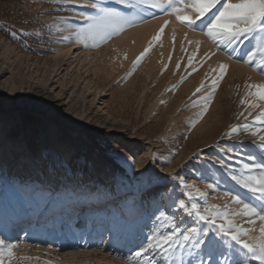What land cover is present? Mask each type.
Masks as SVG:
<instances>
[{"label":"rangeland","instance_id":"rangeland-1","mask_svg":"<svg viewBox=\"0 0 264 264\" xmlns=\"http://www.w3.org/2000/svg\"><path fill=\"white\" fill-rule=\"evenodd\" d=\"M96 2L127 12L113 0ZM158 2L167 6L168 0ZM92 15L89 0H0V117L10 121V127L0 131L12 139L23 136L31 155H36L41 145L49 147V127L55 126L62 141L78 126L80 134L73 142L80 145L67 167L84 174L98 158L121 186L112 197L96 193L106 202L86 200L82 206L69 204L53 214L44 210L40 218L35 213L17 222L14 233L0 222V239L17 245L14 258L9 261L5 254L3 264H149L150 260L151 264H193L191 239L197 240L203 231L219 236L218 225L224 221L217 218L210 225L195 213L189 216L192 204L202 214L213 205L219 213L232 212L229 218L258 239V219L252 225L248 217L233 214L240 212L243 203L261 207L256 196L237 182L242 174L249 175L246 166L255 168L264 162V147L244 128H264L255 121L261 109L240 104L246 83H264L255 63L245 62L250 52H257L255 62L261 60L260 36L218 46L203 32L178 23L175 15L149 7L142 9L143 19L137 17L135 26L126 25L104 40L89 35L87 17ZM161 27L160 41H153ZM150 42V52L134 66ZM220 64L227 65V73L213 92L216 73L212 69ZM198 88L202 90L197 92ZM209 93L213 98L205 111L202 98ZM233 126L238 128L236 133H231ZM41 136L44 142L39 144ZM4 140L0 138V146ZM121 168L129 181L120 176ZM145 183L148 188L143 191ZM204 187L207 195L202 201L197 193ZM136 196L144 202L137 217L142 222L137 245L126 246L122 241L119 247L110 241L105 221L88 230V212L105 205L101 212L108 214L106 204L114 202L112 207L120 209L127 197ZM236 199L241 203H235ZM78 212L83 215L77 219ZM51 219L55 220L52 226ZM156 233L174 235L175 253L167 261L151 249L136 257L146 247L147 237ZM184 234L189 235L188 241L183 240ZM79 239L86 244L81 246ZM223 239L232 243L228 237ZM242 239L249 242L247 236ZM186 249L193 253L191 258L184 257ZM197 254L208 257L202 246ZM248 259L258 264L251 256ZM206 261L213 263L210 258Z\"/></svg>","mask_w":264,"mask_h":264},{"label":"snow or ice","instance_id":"snow-or-ice-1","mask_svg":"<svg viewBox=\"0 0 264 264\" xmlns=\"http://www.w3.org/2000/svg\"><path fill=\"white\" fill-rule=\"evenodd\" d=\"M114 3L124 8L127 12H121L119 8H113L97 3L96 0H89L95 15L87 17L89 35L95 37L99 36L107 40L112 35H117L125 29V26H135L137 17H142V9L144 8H157L168 15H175L178 23L186 26L193 31L203 32L209 40L218 46L223 44L231 46L239 41L242 37L255 39L260 36L259 52L261 60L254 61L257 52H250L248 59L245 61L249 65L255 63V67L259 68L261 75H264V0H168L167 6L161 5L158 0H113ZM180 5V6H177ZM217 5H221L217 8ZM216 9V12H212ZM212 13L211 16L208 14ZM207 17V19H205ZM199 21V23H198ZM168 21H165L166 27ZM161 27L160 31L153 37V41H160L161 34L164 31ZM186 38V37H185ZM175 36L173 35V42ZM191 44L192 42L189 41ZM199 42H197L198 50ZM152 43L149 47L145 48L134 61V66L138 65L150 52ZM235 50V49H233ZM193 57L189 56V66L192 65ZM179 67V65H177ZM195 70V69H194ZM216 76L212 79L213 92L218 88L219 82L222 81L227 73V65L220 64L218 68L212 69ZM245 96L241 98L240 104L248 108L257 109L261 111L255 118L256 122L264 125V83L245 84ZM202 89L198 88L196 91L200 92ZM213 94L209 93L205 101V111L207 104L212 100ZM251 98V99H250ZM243 115V113H241ZM251 115V113H249ZM245 131L250 133L251 136L257 138L264 147V128H256L252 130L248 125L244 126ZM238 128L233 126L231 133H236ZM255 159V157H250ZM246 171L249 175H241L237 180L242 187L247 188L252 192L256 198L261 202V207L257 208L254 204L243 203L240 212L233 215H243L248 217L249 224L255 225L257 219L260 222L259 237L255 242H247L242 237L249 235V229L243 228L241 225L234 223L229 218V213H219L215 205L206 207L205 213L202 214L197 204L191 205V210L187 213L191 216L195 213L200 220L213 225L216 223L217 218H221L224 222L218 225L219 236L203 231L201 236L196 240V246L203 247L207 256L213 261V264H250L248 259L251 256L252 260L258 264H264V162L255 165V168L246 166ZM255 173V174H253ZM201 195H204L201 193ZM235 203L240 204L239 199ZM181 208L185 207L183 204ZM228 237L232 243L229 244L223 239ZM189 235L184 234L183 240L188 241ZM17 245L6 244L4 239H0V264H3V257L6 254L9 261L14 258L13 248ZM177 247V240L174 235L156 233L147 237L146 247L142 251L135 253L136 257H142L149 249L154 253H158L161 258L167 261V257L174 254ZM183 248V245H179ZM31 259L30 257H22L21 260ZM151 264V260L149 261ZM175 264V261L169 262Z\"/></svg>","mask_w":264,"mask_h":264},{"label":"bare ground","instance_id":"bare-ground-1","mask_svg":"<svg viewBox=\"0 0 264 264\" xmlns=\"http://www.w3.org/2000/svg\"><path fill=\"white\" fill-rule=\"evenodd\" d=\"M9 123L10 121L5 122L0 117V129H8L10 127ZM80 130V127L75 126V129L70 130L68 136L60 141L55 126L49 127L47 129L49 147L44 148L41 145L36 155H31L23 136L12 139L8 138L7 135L4 137L2 130L0 131V138L5 139L0 146V222L9 233H14L17 222L28 220L35 213L36 217L40 218L45 213L44 210L52 214L63 212L69 204L75 207L82 206L86 200L93 199L94 194L95 201L102 199V197H97L96 193L111 194L119 191V187L116 186L117 182L111 174L112 172L105 170V163L102 160L99 161L98 158L91 161V170H87L84 174L67 167L72 158L77 155L80 144L74 143L73 139L79 136ZM37 141L42 144L44 137H38ZM10 147L14 151L13 155L10 153ZM119 158L125 160L122 154H119ZM113 162L115 163V161ZM126 164L128 165L127 161ZM193 164L197 165V163ZM116 166L115 172L120 168L119 165ZM120 176L125 181H129L125 168H121ZM142 188L145 191L148 184L145 183ZM194 189L197 190L195 187ZM201 193L204 195H201ZM197 194L200 199H203L202 201H205L206 187ZM131 203L132 205H129ZM113 204L114 202L106 204V206H110L108 214L101 212L105 205L88 212L89 217H91L88 230L95 223L105 221L108 222L105 233L113 238L110 241H116L118 246L119 242L122 243V241L127 244L126 246L137 245L139 241H136L135 238H137V233L141 232L140 226L142 223L137 222V217L141 214L139 210L141 207L143 208L144 202L136 196L135 198L127 197L125 204H122L120 209L113 208ZM44 206L46 209H44ZM37 210L40 212L37 213ZM121 214L124 215L123 218L120 217ZM136 214L137 216H135ZM82 215L83 213L78 212L77 219L81 218ZM116 217V222L113 223L112 220ZM54 223L55 220L52 219L49 222L51 226ZM99 229L101 230V228ZM197 231V229L194 230L195 234H197ZM247 237L250 243L257 240L255 235H248ZM79 241L81 246L86 244L85 239H79ZM106 241L107 239L103 240L104 245H106ZM191 244L195 254L192 255L190 249H186L184 257L191 258L192 255L193 264H213L207 263L206 259L209 257L202 259L198 256L197 252L200 251V247L196 246V239H191Z\"/></svg>","mask_w":264,"mask_h":264}]
</instances>
